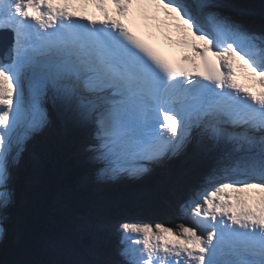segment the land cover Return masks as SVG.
I'll return each instance as SVG.
<instances>
[{"label": "snow or ice", "instance_id": "1", "mask_svg": "<svg viewBox=\"0 0 264 264\" xmlns=\"http://www.w3.org/2000/svg\"><path fill=\"white\" fill-rule=\"evenodd\" d=\"M0 31V208L59 102L93 125L109 176L147 172L194 132L233 146L175 227L120 225L119 264H264V32L217 0H0Z\"/></svg>", "mask_w": 264, "mask_h": 264}, {"label": "rangeland", "instance_id": "2", "mask_svg": "<svg viewBox=\"0 0 264 264\" xmlns=\"http://www.w3.org/2000/svg\"><path fill=\"white\" fill-rule=\"evenodd\" d=\"M230 1L217 0L221 12L241 22L243 25L245 24L249 29L256 27L257 29H254V31L264 32V10L260 7L261 0H249L252 9L246 10L245 8L237 7L236 4ZM57 118L58 133L62 138L61 142L57 143L50 140L47 142L43 141L40 145L42 143H52L55 146L56 158L53 164L59 167L63 174L71 165L74 168L81 169L82 173L75 183V189H78L77 196L72 198L71 190H63L62 194L56 200V204L59 206V216L63 219L64 233L57 234L53 232L48 239L39 238V252L43 264H105L102 258L103 255H107L106 259L110 260L114 256L110 243L107 240L106 231L116 219L128 217L138 220L144 219L152 224L162 223L166 226H169L173 219H175L173 221L178 220V222H182L178 209L179 203L191 193L194 189L193 187L197 185L196 183L204 180L205 176L217 165L220 157L225 152L232 151L233 149V146L230 145L225 151H220L211 145L207 148V151H204L196 159L162 158L155 163V169L166 172L163 179H167L168 175L173 173L175 163L185 164L194 174V181L188 187H180L173 193L174 201L171 206L173 208L174 218H170L163 223L159 220L145 217L139 210L138 203H135L131 207L124 206L120 208L114 203L111 205L112 207L105 204L104 198L106 197V191L109 189L116 190L121 184L134 187L132 192L135 194V198L141 199L148 196V190L143 188L142 184L144 180H147L152 175L145 174V177L142 178L133 176V180L131 181L128 178H122L120 176L121 173L115 176L105 174L103 171L104 166L99 167V160L93 162L97 158L91 152V148H89L92 147V144L87 143L86 140V137H88L91 131V128H89L91 125L89 126L88 121L81 119L78 115L75 116L72 114L67 122L69 126L67 130L63 125L64 119L62 117L60 118L59 115H57ZM80 134H82V139L79 138ZM70 147L71 151L69 149ZM29 152L30 155L27 154L26 156L20 154L19 170L17 171H20V174L18 179L10 180V187L14 190L11 203L7 207L0 208V228L3 229V232H0V264L4 263V250L12 242L14 237V227L7 224L6 220L10 212L23 210L21 206L23 207L24 205L23 199L25 193L21 189L26 186L25 176L26 173H29V166H35L38 161V156H34L35 154L32 155V151ZM69 152L70 155L67 159L66 156ZM234 154L238 155L239 153ZM29 156L30 158H28ZM69 160L71 161L69 162ZM26 188L29 187L26 186ZM78 208H80V211ZM86 238L90 241V244L87 246L82 243V240Z\"/></svg>", "mask_w": 264, "mask_h": 264}, {"label": "trees", "instance_id": "3", "mask_svg": "<svg viewBox=\"0 0 264 264\" xmlns=\"http://www.w3.org/2000/svg\"><path fill=\"white\" fill-rule=\"evenodd\" d=\"M230 2L252 9L249 0ZM260 7L264 10V0H261ZM79 138L82 139V134ZM69 149L71 151V147ZM69 155L70 152L67 153V159ZM36 156V165L29 166L27 184L30 189L23 191V210L10 212L6 220L7 224L14 227V237L4 250L3 264H43L38 244L40 239H48L52 231L57 234L64 233L63 219L59 216L56 200L63 190H71L72 198L77 196L75 183L82 173L81 169L71 165L63 174L60 168L53 164L56 148L52 143L39 145ZM165 175L164 170H159L154 176L144 180L142 187L148 190V196L141 199L135 198L132 191L127 193L123 189H109L105 194V204L112 207L114 203L120 208L138 203V208L145 217L164 223L174 218L171 206L174 201L173 193L180 187H188L194 181V174L182 163L175 165L173 173L168 175L167 179H163ZM78 210L80 211V208Z\"/></svg>", "mask_w": 264, "mask_h": 264}, {"label": "bare ground", "instance_id": "4", "mask_svg": "<svg viewBox=\"0 0 264 264\" xmlns=\"http://www.w3.org/2000/svg\"><path fill=\"white\" fill-rule=\"evenodd\" d=\"M255 6H258V5H255ZM254 29H257V28L255 27ZM254 29H251V30L254 31ZM50 102L51 101H49L46 104L48 123L43 129H41L40 131L34 133L27 141H25L24 146H23V151L21 152V154H24V156H26L27 154L30 155V152H29V151H31L30 150V147H31L30 144H33L32 149H35V147H36L35 145L38 142L41 143L43 141L47 142V141H50V140H53V141H55L57 143L61 142L62 138L60 137V135L58 133V118H57V115H59L60 118L62 117L64 119V122H63L64 124L63 125H64V128L67 129V130L69 128L68 123H67L69 117H71L72 114L77 116V114L74 111L66 108L61 103H59V102L50 103ZM87 123L89 124V126L91 125L89 127V128H91V131L89 132L90 134L88 135V137H86V140H87V143H91L92 144L91 146L93 147V145L95 144L94 129H93V125L90 122H87ZM211 145L216 147L220 151H225L228 148V146H230V145L225 144L223 142L217 143V142H215V141H213V140H211V139H209L207 137H202V136H200V135H198L197 133L194 132L193 133V137L190 140V142L186 143V145L182 148V150L178 154L169 155V158H173V159L174 158H177V159H179V158L196 159V158H199L200 154H203L204 151H207L208 150L207 148L209 146H211ZM92 147H89V148H91V150H92ZM91 152H93V151H91ZM91 152H89V153H91ZM28 158H30V156ZM98 160L99 159L93 160V162L94 161L96 162ZM98 162H99V167L104 166V164H103V162L101 160H99ZM19 163L20 162L18 161V163H16L15 165H13L11 167V180L12 181H13V179H15V180L18 179V176L20 174V171L17 172L19 170L18 169ZM96 164H98V163H96ZM175 165H176V163H175ZM27 171H28V168H27ZM93 171H95V170L93 169ZM122 174H126V173H121L120 176L122 178H124V179H127L124 175L122 176ZM144 176H145L144 173H141V174L137 175V177H139V178L140 177L142 178ZM25 177H26V186L29 187V185L27 184V180H28V174L27 173H26ZM128 180L132 181L133 179L131 177V178H128ZM18 182H19V180H18ZM202 182L196 183L197 185L195 184L196 186L194 185L195 187H193V188L195 189L196 187H199ZM26 186H24V188L21 189V191H24L25 189H27ZM96 186H98V185H96ZM187 196L185 197V199L187 198ZM173 220H175V219H173ZM173 220L170 223L169 227H175L176 224L180 223V222H178V220L177 221H173ZM124 222L150 223L148 221H145L144 219L138 220V219H134V218L131 219L129 217L128 218H124V219L121 218V219L114 220L112 222V225L106 231L107 240L110 243V246L112 248V252H113L114 256L110 260V259H106L107 255H103L102 258H103V262L105 264H119V262L122 260V257L118 254V249H120L121 248L120 246H122V244H121V232L119 231V229H120V225L122 223H124ZM134 239H135V237H132V239H130L127 243L129 245L132 244V241ZM101 264H103V263H101Z\"/></svg>", "mask_w": 264, "mask_h": 264}, {"label": "water", "instance_id": "5", "mask_svg": "<svg viewBox=\"0 0 264 264\" xmlns=\"http://www.w3.org/2000/svg\"><path fill=\"white\" fill-rule=\"evenodd\" d=\"M244 8H245V7H244ZM246 9H247V8H245V10H246ZM119 189H123L124 192H127V193H128V192L132 191V190L134 189V187H132V186H124V185L121 184L117 190H119ZM82 243H83V245L87 246V245L90 244V241H89L88 238H86V239H83V240H82Z\"/></svg>", "mask_w": 264, "mask_h": 264}]
</instances>
